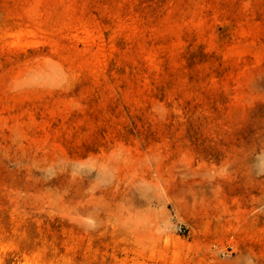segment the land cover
Listing matches in <instances>:
<instances>
[{"label": "rangeland", "instance_id": "rangeland-1", "mask_svg": "<svg viewBox=\"0 0 264 264\" xmlns=\"http://www.w3.org/2000/svg\"><path fill=\"white\" fill-rule=\"evenodd\" d=\"M0 264H264V0H0Z\"/></svg>", "mask_w": 264, "mask_h": 264}, {"label": "built area", "instance_id": "built-area-1", "mask_svg": "<svg viewBox=\"0 0 264 264\" xmlns=\"http://www.w3.org/2000/svg\"><path fill=\"white\" fill-rule=\"evenodd\" d=\"M179 231H180V232H183L181 228H179Z\"/></svg>", "mask_w": 264, "mask_h": 264}]
</instances>
